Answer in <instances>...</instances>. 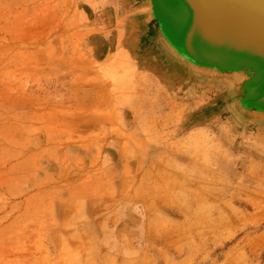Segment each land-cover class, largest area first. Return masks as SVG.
Returning <instances> with one entry per match:
<instances>
[{
	"label": "rangeland",
	"instance_id": "rangeland-1",
	"mask_svg": "<svg viewBox=\"0 0 264 264\" xmlns=\"http://www.w3.org/2000/svg\"><path fill=\"white\" fill-rule=\"evenodd\" d=\"M143 20L0 0V264H264V123L213 95L170 112Z\"/></svg>",
	"mask_w": 264,
	"mask_h": 264
},
{
	"label": "bare ground",
	"instance_id": "bare-ground-1",
	"mask_svg": "<svg viewBox=\"0 0 264 264\" xmlns=\"http://www.w3.org/2000/svg\"><path fill=\"white\" fill-rule=\"evenodd\" d=\"M126 2L134 27L139 25L138 21H136V16H140V18L144 19L141 21V23L145 22L148 24L149 21L147 22V18L153 13V9L158 10V13L162 15V17L163 15L165 16V13L169 14L168 16H170V19L165 18L163 23L162 31L164 32L153 31V29L149 26L151 32L144 36L147 41L146 43H148V45L146 44L147 46H144L146 47L145 50H147L146 52L144 51V53L150 59V62H153V67L151 70L153 72H158L159 80H164L167 82V84H169L167 87V96H165V100L163 99V101L169 102V107H167V105L165 107L168 108L170 112L177 111L182 96H185L188 99L192 96L200 98L199 100L205 99L208 101L209 104H207L211 108H213V105L215 108L217 103L212 101L210 97V95H213L218 99L219 102H221L220 107L222 109L233 112L232 116L234 117L233 119H236V124L239 123L240 125V122H246L247 124H245L244 127L254 126V118H251V113L259 116L264 115V109L261 107H257L256 105L252 104L243 105L241 102V96L237 95L243 90L234 89V83L238 84V82H236V77L228 74L222 69H220L219 72L217 67H213L210 63L206 62L208 59L206 55L209 53L204 47L201 46L202 42L191 36V34H186L185 36L182 33L181 27L179 25L184 24L190 26L192 24L198 26L209 23L213 26L227 29L242 25L244 30L250 32L248 35H252L258 33V31H256L257 23L233 17H226L231 18L226 20L216 19L215 17L211 16L206 17L207 15L204 13L200 14L198 9L189 4L187 0H182L180 10L177 8V18L173 8H171L170 5L168 6L165 2L163 3L161 0H126ZM202 17H205L207 20ZM168 22H170V24H167ZM144 28L146 27L144 26ZM143 33L145 32L143 31ZM259 34L260 36L264 37V32H260ZM187 38H189L190 41ZM97 39L99 44L102 46L103 41L99 38ZM194 40H197L198 46ZM174 43L179 44L177 46H172ZM246 52H248V55L250 56L254 55L255 57L264 60V51H258V49L252 50L251 47L248 48V51H245L244 49L239 50V53L242 56L246 54ZM117 87L131 88L132 85L129 82L126 83L122 81L117 83ZM180 92L182 94H180ZM182 102L187 103V101H184L183 99ZM200 102L205 104V107L207 110H209V106H207L206 103L203 101ZM159 109L161 108H158L157 110ZM161 111L163 110L161 109ZM158 112L155 113V116L161 115V112ZM214 113L215 114L213 116L215 118L212 120H218L219 123L224 122L222 119H219L218 115L216 114L217 110ZM151 115L152 113L143 117V121L141 122L142 125H145V123L151 120V117H154V115ZM161 118H165V115H161ZM218 122L211 124V131L215 132L214 134L218 135L223 132L222 134L225 137L232 136V134H234L232 130L234 123L231 119L227 117V126H222ZM257 123H264V119L262 121H257ZM137 129L139 128H136V130ZM244 130L245 129H243L241 132H245ZM203 134H206L204 130L194 129L185 139V146L192 145V142L198 136Z\"/></svg>",
	"mask_w": 264,
	"mask_h": 264
},
{
	"label": "water",
	"instance_id": "water-1",
	"mask_svg": "<svg viewBox=\"0 0 264 264\" xmlns=\"http://www.w3.org/2000/svg\"><path fill=\"white\" fill-rule=\"evenodd\" d=\"M161 1L173 8L177 18V8L180 10L182 0ZM187 1L198 9L200 14L204 13L207 15L206 17L211 16L216 19L225 20L231 19L226 17H233L257 23L256 31H258V33H251L254 36L248 35L250 32L244 30L242 25L234 27L237 29L219 28L206 22V25L198 26L192 24L190 26L184 24L179 25L185 36L186 34H191V36L202 42V44L200 43L201 46L209 53L206 55L208 58L206 62L210 63L213 67H217L219 72L220 69H222L228 74L236 77V82H238V84L234 83V89L243 90L237 94L241 96L243 105L252 104L264 109V60L254 55L250 56L248 52L243 56L239 53L240 49L248 51L249 47H251L252 50L258 49V51H264V37L259 34L260 32H264V0ZM168 15L169 14L165 13V16L163 15L162 17V15L158 13V10L153 9V13L147 18L150 28H152L153 31L164 32L162 31L163 23L165 18L170 19ZM202 18L205 19V17ZM167 24H170V22ZM187 39L189 40V38ZM197 40H194V42L198 46ZM178 44L179 43H174L172 46H177ZM251 118H254V121H262L264 115L259 116L251 113Z\"/></svg>",
	"mask_w": 264,
	"mask_h": 264
}]
</instances>
